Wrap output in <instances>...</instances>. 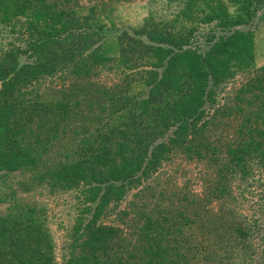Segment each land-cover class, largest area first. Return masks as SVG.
Wrapping results in <instances>:
<instances>
[{"label": "trees", "instance_id": "1", "mask_svg": "<svg viewBox=\"0 0 264 264\" xmlns=\"http://www.w3.org/2000/svg\"><path fill=\"white\" fill-rule=\"evenodd\" d=\"M94 1L83 12L80 0H0V28L18 42L0 41V172L40 166L42 133L62 134L59 123L85 103L79 95L102 88L93 78H119L96 99V134L42 173L75 196L68 252L58 262L46 215L20 209L0 216V264H189L167 244L164 221L144 217L131 246L112 219L177 156L215 165L210 197L239 209L220 264H264V66L255 67L253 33L264 32V0H156L171 13L150 11L126 29L108 17L114 0ZM54 78L63 88L71 80L61 99L32 91ZM136 85L143 92L127 95ZM221 117L239 122L223 149L211 129Z\"/></svg>", "mask_w": 264, "mask_h": 264}, {"label": "rangeland", "instance_id": "2", "mask_svg": "<svg viewBox=\"0 0 264 264\" xmlns=\"http://www.w3.org/2000/svg\"><path fill=\"white\" fill-rule=\"evenodd\" d=\"M94 2L96 1L80 0L83 12ZM108 9L110 21L120 29L142 24L150 11L164 15L171 13L168 5L165 6L156 0H114ZM253 33L255 67L258 69L264 66L262 25H257ZM15 38V34L0 28V41L17 45ZM248 74L252 72H247L240 81L248 79ZM118 79V76L106 72H102L98 79L93 78L92 80L102 88L98 89L96 96L92 90L79 95L78 99H85V103L79 107L77 114L73 113L64 122L59 123V131L62 134L53 137L51 133L44 137L42 133L40 140L45 148L40 149L41 162L38 161L40 166L34 168L35 170L29 168L15 172H0V216L16 213L20 209H40L46 215L58 262L68 252L70 242L68 232L76 214V200L73 193L52 188L49 181H41L44 177L42 173L57 167L64 157L73 158V153L83 146L85 142L83 139L89 134L93 136L96 134V127L100 126L97 120L102 113L96 99L103 101L102 92L108 90L107 87L117 84ZM70 81L67 79L63 88L61 81L55 78L47 79L35 85L32 91L44 95L45 99L58 100L68 93ZM239 83H230L231 85L226 87L227 91L237 89ZM142 92L143 88L136 85L132 86L127 95L137 96ZM237 121L235 117L225 119L221 117L219 123L211 128L216 137L213 138L216 147L223 149L235 139V129L239 123ZM45 122L46 120L42 121V124ZM215 174V165L207 163L206 159L187 160L185 157L177 156L166 163L144 184V187L139 188H143L142 195L129 196L128 201L120 204L117 216L111 217L113 223L121 230V238L132 246L137 240L136 235L144 223V217H150L151 220L159 219L164 221L167 244L179 247L182 252H188L189 264H220L218 256L228 255L231 227L240 220V212L229 198L210 197L215 187ZM139 189L133 190L130 194L138 193ZM123 248L127 249L126 246ZM203 249H207L208 253H204Z\"/></svg>", "mask_w": 264, "mask_h": 264}]
</instances>
